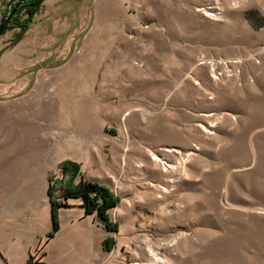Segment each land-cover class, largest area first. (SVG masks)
Masks as SVG:
<instances>
[{
    "label": "rangeland",
    "instance_id": "374dc122",
    "mask_svg": "<svg viewBox=\"0 0 264 264\" xmlns=\"http://www.w3.org/2000/svg\"><path fill=\"white\" fill-rule=\"evenodd\" d=\"M48 1L0 36V264H56L73 200L102 264H264V0Z\"/></svg>",
    "mask_w": 264,
    "mask_h": 264
},
{
    "label": "crops",
    "instance_id": "0c3cea01",
    "mask_svg": "<svg viewBox=\"0 0 264 264\" xmlns=\"http://www.w3.org/2000/svg\"><path fill=\"white\" fill-rule=\"evenodd\" d=\"M46 2V1H45ZM44 2V3H45ZM62 0H49L48 9L40 19L42 24L52 27L62 25L67 20L65 18L66 9ZM62 29H65L62 27ZM8 68L0 69V79H7ZM4 89V92H7ZM84 164L82 170L86 171ZM60 230L52 238L47 247L60 240L63 232H68V238L64 239L63 245L59 249L57 246L56 264H102L104 253L102 251V241L107 233L102 224L94 214L87 215L81 201H72L71 207L60 210Z\"/></svg>",
    "mask_w": 264,
    "mask_h": 264
},
{
    "label": "trees",
    "instance_id": "16d2710c",
    "mask_svg": "<svg viewBox=\"0 0 264 264\" xmlns=\"http://www.w3.org/2000/svg\"><path fill=\"white\" fill-rule=\"evenodd\" d=\"M35 1L36 0H27L28 3H33ZM13 7L14 6H12L11 9ZM11 9H10V11H11ZM35 9L36 8H30L28 6H25L23 9L17 10V12L15 13L14 17L18 13H20L22 11H27L28 17L26 19V24H28L30 22L31 18L33 17V15H34L33 12H34ZM10 11H8L7 13H9ZM254 15H255V11H252V12L250 11L248 13V20L250 21V23H252V25H257V26L260 25V24L263 25L264 24V20L263 19L260 20V24H255V23L251 22V20H250L251 17H249V16H254ZM14 17H13V19H14ZM8 28L9 27H7L6 30H8ZM23 28H26V25L23 26ZM91 190H97L99 197H96L94 199L90 198L91 200L89 201V199H88L89 195L88 194H89V192ZM76 194L78 196H82L84 198V203H85L86 210H87L88 213L97 210L99 217L101 219H104V220H106L108 222V217H107L105 212H106V210L109 207H111V206L116 204L114 199H113V197H112V195L108 191H106L105 189H102L98 185L88 184V185H85L82 188V190L78 191ZM59 206H61V205H53L52 206L51 218H52V223H53V230H52V233L49 235L50 238H52L59 230V223H58V217H57V208Z\"/></svg>",
    "mask_w": 264,
    "mask_h": 264
},
{
    "label": "water",
    "instance_id": "95a60500",
    "mask_svg": "<svg viewBox=\"0 0 264 264\" xmlns=\"http://www.w3.org/2000/svg\"><path fill=\"white\" fill-rule=\"evenodd\" d=\"M16 1V0H13ZM18 2L16 5L11 9L7 15H5L2 20L0 21V36L6 31V28L9 26L10 22L12 21V18L14 17L17 10L23 9L25 6L23 5L24 0H17ZM46 0H36L33 3H29L26 6L30 8H36L44 4Z\"/></svg>",
    "mask_w": 264,
    "mask_h": 264
},
{
    "label": "flooded vegetation",
    "instance_id": "af4514ba",
    "mask_svg": "<svg viewBox=\"0 0 264 264\" xmlns=\"http://www.w3.org/2000/svg\"><path fill=\"white\" fill-rule=\"evenodd\" d=\"M17 2H18L17 0L14 1L15 4H13V5L15 6ZM27 4H29V3L26 0H24L23 5L26 6Z\"/></svg>",
    "mask_w": 264,
    "mask_h": 264
},
{
    "label": "bare ground",
    "instance_id": "6f19581e",
    "mask_svg": "<svg viewBox=\"0 0 264 264\" xmlns=\"http://www.w3.org/2000/svg\"><path fill=\"white\" fill-rule=\"evenodd\" d=\"M118 211L117 209L115 210V216L117 215ZM151 252V250H149ZM152 253V252H151ZM147 264H151V263H147Z\"/></svg>",
    "mask_w": 264,
    "mask_h": 264
}]
</instances>
